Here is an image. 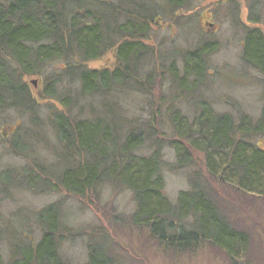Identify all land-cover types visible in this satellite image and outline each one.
Masks as SVG:
<instances>
[{"label":"trees","instance_id":"trees-1","mask_svg":"<svg viewBox=\"0 0 264 264\" xmlns=\"http://www.w3.org/2000/svg\"><path fill=\"white\" fill-rule=\"evenodd\" d=\"M184 3L0 0L1 126L10 125L6 114L16 118L3 130L12 153L25 160L17 172L1 170L0 184L77 197L119 186L135 203L130 223L159 245L183 251L208 243L239 264L248 235L219 210L196 154L213 180L264 198V105L257 117L215 110L204 91L212 75L208 58L217 49L211 42L157 53L150 42L159 15ZM242 25L241 61L264 79V17L250 15ZM112 51L113 68L88 66ZM31 76L41 81L37 95ZM156 85L165 90L157 102L143 100L147 116L146 108H131L133 96H151ZM166 149L175 156L172 164ZM190 168L188 189L171 201L165 171ZM35 215L39 236L23 235L7 259L0 254V264H70L61 253L71 232L60 202ZM86 249L84 264H119L104 236L88 235Z\"/></svg>","mask_w":264,"mask_h":264},{"label":"rangeland","instance_id":"rangeland-1","mask_svg":"<svg viewBox=\"0 0 264 264\" xmlns=\"http://www.w3.org/2000/svg\"><path fill=\"white\" fill-rule=\"evenodd\" d=\"M155 1L160 2V5L166 2ZM254 14L264 17V0H185L171 14L159 15L161 20L154 25L150 43L162 56L192 49L200 42L215 44L217 49L207 62L212 73L210 84L204 89L207 99L219 112H230L236 116L243 112L257 117L264 105V79L241 61L244 35L242 24L247 23L250 15ZM115 65L113 51L88 63L93 69L113 68ZM39 80L38 76L27 78L36 95L41 89V81L37 82ZM33 81H36V85L32 84ZM164 90L163 86L156 85L151 96H133L131 108H146L143 100L157 102ZM146 111L147 116L151 110L146 108ZM41 113L46 114L45 108L41 109ZM5 118L10 125L3 128L8 132L14 127L16 118L10 114H6ZM1 119L0 171L10 169L17 172L25 160L12 153ZM48 139L49 145L52 144L54 139L50 133ZM39 149L43 158L48 161L52 159L43 147ZM165 154L166 160L174 163L172 150L166 149ZM196 159L203 179L213 189L212 198L221 213L235 228L248 235V248L239 264H264V198L243 193L213 180L207 176L202 156L196 154ZM192 170L165 171V191L171 201H176L180 190L188 189L187 174ZM55 201L60 202L63 221L70 227L71 240H66L61 248L63 257L70 264L86 262L88 235L99 238L104 236L119 264H231L222 250L208 243L195 250L183 251L159 245L148 230L134 227L130 223V215L135 209L131 192L110 185L77 197L62 192L37 194L15 183L0 184V254L5 259L9 256L10 246L20 242L23 235L33 240L39 236L35 214L43 206Z\"/></svg>","mask_w":264,"mask_h":264},{"label":"water","instance_id":"water-1","mask_svg":"<svg viewBox=\"0 0 264 264\" xmlns=\"http://www.w3.org/2000/svg\"><path fill=\"white\" fill-rule=\"evenodd\" d=\"M33 84L36 85V81H33Z\"/></svg>","mask_w":264,"mask_h":264}]
</instances>
